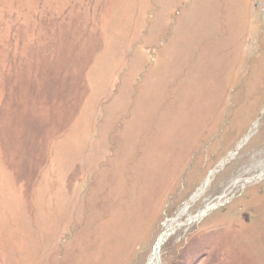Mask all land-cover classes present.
<instances>
[{"label":"rangeland","instance_id":"obj_1","mask_svg":"<svg viewBox=\"0 0 264 264\" xmlns=\"http://www.w3.org/2000/svg\"><path fill=\"white\" fill-rule=\"evenodd\" d=\"M0 264H264V0H0Z\"/></svg>","mask_w":264,"mask_h":264},{"label":"bare ground","instance_id":"obj_2","mask_svg":"<svg viewBox=\"0 0 264 264\" xmlns=\"http://www.w3.org/2000/svg\"><path fill=\"white\" fill-rule=\"evenodd\" d=\"M166 232V231H165ZM168 234V233H167ZM166 233L165 234H163L162 236H161V238L159 239V241H161L162 239H163V237H165V235H167ZM159 243V242H158ZM158 249H159V247L157 248V246H156V248H155V255L152 257V259L153 260H155V258H157V252H158Z\"/></svg>","mask_w":264,"mask_h":264},{"label":"water","instance_id":"obj_3","mask_svg":"<svg viewBox=\"0 0 264 264\" xmlns=\"http://www.w3.org/2000/svg\"><path fill=\"white\" fill-rule=\"evenodd\" d=\"M201 215H204V214H201ZM169 234V233H168ZM167 234V235H168ZM167 235H165V237H163V239L161 240V241H158L159 243H157V248L160 246V244L165 240V238H166V236Z\"/></svg>","mask_w":264,"mask_h":264}]
</instances>
